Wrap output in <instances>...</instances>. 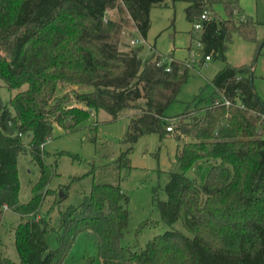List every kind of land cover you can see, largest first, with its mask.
Returning a JSON list of instances; mask_svg holds the SVG:
<instances>
[{"label":"trees","instance_id":"obj_1","mask_svg":"<svg viewBox=\"0 0 264 264\" xmlns=\"http://www.w3.org/2000/svg\"><path fill=\"white\" fill-rule=\"evenodd\" d=\"M165 1L0 0V88L11 93L8 103L0 95V231L5 210L20 220V261L0 258V264H64L81 234L92 237L103 264H264V101L255 91L254 64L236 67L227 60L235 35L261 46L258 23L238 2L171 0L187 3L194 30L208 14L198 39L201 62L211 57L225 65L211 81L208 105L197 96L169 117L167 109L190 77L189 60L155 51L143 60L140 45L129 52L119 48L125 20L145 39L152 8ZM65 86L90 90L58 97ZM100 110L114 119L129 113L128 143L152 133L180 142L178 171L170 173L166 200L157 201L167 230L144 248L121 244L130 212L120 185L94 182L78 205L59 209L55 223L51 213L66 189L47 212L42 209L55 195L49 186L57 172L44 149L54 126L72 132ZM130 151L118 166H129ZM27 152L39 176L30 182L32 197L22 203L19 157ZM202 165L209 166L203 180L189 175ZM179 221L184 231L173 228Z\"/></svg>","mask_w":264,"mask_h":264},{"label":"rangeland","instance_id":"obj_2","mask_svg":"<svg viewBox=\"0 0 264 264\" xmlns=\"http://www.w3.org/2000/svg\"><path fill=\"white\" fill-rule=\"evenodd\" d=\"M238 2L246 15L253 17L258 25L256 38L261 44L244 40L235 35L229 44L227 60L233 66L254 64V87L258 96L264 101V0H224ZM187 3L166 0L163 6H155L150 13L151 27L144 39L129 22L121 35L119 48L125 52L135 46L132 40L143 41L141 58L147 60L154 51L161 55L171 56L177 60H190L192 46L195 51L196 62L191 69L187 83L180 90L177 100L166 111L169 117H175L185 111L188 104L199 96L208 105L214 88L211 84L215 75L224 67L221 60L212 59L202 63L203 55L198 48L200 31L193 29V24L186 18ZM216 11L223 18L226 12L222 6ZM109 16L119 19L117 10H110ZM194 37V38H193ZM260 48V50L258 49ZM154 49V50H153ZM90 90L86 87H62L57 96L62 98L66 94L74 97L75 92ZM0 95L4 103H8L11 93L7 88H0ZM130 125L129 113H123L114 119L104 110L90 113L87 122L80 128L66 133L55 125L51 136L45 143L44 149L49 153L48 161L55 166L57 175L52 179L50 188L55 190L54 196H49L43 212H47L52 202L63 196L66 189L67 197L60 203L51 216L53 222L58 221L59 209L68 205H78L83 196L88 193L94 182L120 185L129 196L128 209L130 219L125 235L121 240L123 246L138 245L144 248L154 237L165 233L161 213L157 207L158 200H166L165 187L170 173L178 171L176 153L180 142L174 136L160 139L158 134L152 133L140 137L136 143L126 142ZM30 137H24L28 144ZM131 149L128 160L129 166H118L117 160L123 152ZM20 169V201L28 202L32 197L31 181L39 176L38 168L31 162V154L27 152L19 157ZM209 166L202 165L192 170L189 175L203 180ZM62 195V196H61ZM19 216L12 210H5L2 217L0 231V258H8L19 263L20 256L15 245V229L19 223ZM184 231L179 221L173 227ZM64 264H103L97 255L95 242L91 236L81 234Z\"/></svg>","mask_w":264,"mask_h":264},{"label":"built area","instance_id":"obj_3","mask_svg":"<svg viewBox=\"0 0 264 264\" xmlns=\"http://www.w3.org/2000/svg\"><path fill=\"white\" fill-rule=\"evenodd\" d=\"M210 19V17L208 16V14H203L202 16H201V18H200V20L199 21H197L195 24H194V28H195V30H197V31H202V29H203V21H205V20H209ZM143 43V41H141V40H139V39H135V40H132V42H131V44L132 45H137V46H139V45H141ZM197 46H198V48L199 49H201V47H202V45H201V43L198 41V44H197ZM195 49H191V52H190V55L193 57V58H191L190 60H189V62H188V65L190 66V67H194V64H195V62H196V59H195ZM212 59H211V57H206V62H208V61H211ZM205 62V63H206ZM167 71H170V67H168L167 68ZM217 104H218V102H217ZM222 104H224V105H226V106H230L231 105V103H230V101L228 100V99H223V103ZM173 128H174V125H171V126H169L168 128H167V130L168 131H172L173 130ZM6 209H7V207H6Z\"/></svg>","mask_w":264,"mask_h":264},{"label":"crops","instance_id":"obj_4","mask_svg":"<svg viewBox=\"0 0 264 264\" xmlns=\"http://www.w3.org/2000/svg\"><path fill=\"white\" fill-rule=\"evenodd\" d=\"M190 47H191V46H190ZM190 47L188 48V50H189V51L191 50V48H190ZM192 49H194V48H192ZM153 50H154V49H153ZM155 52H156V51H155ZM241 66H242V65H241ZM236 67H240V66H236Z\"/></svg>","mask_w":264,"mask_h":264}]
</instances>
